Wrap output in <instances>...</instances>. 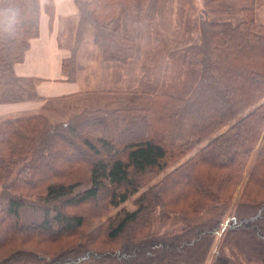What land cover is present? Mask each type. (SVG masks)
I'll return each instance as SVG.
<instances>
[{
    "label": "trees",
    "instance_id": "1",
    "mask_svg": "<svg viewBox=\"0 0 264 264\" xmlns=\"http://www.w3.org/2000/svg\"><path fill=\"white\" fill-rule=\"evenodd\" d=\"M72 1L79 22L94 30L93 44L103 62L141 58L138 37L122 33L120 0ZM220 2L203 3L202 28L211 30L207 46L183 49V61L202 65L207 60L208 84L222 90L218 103L226 107L231 99L232 106L218 119L210 115L203 128L193 117L192 99L153 93L145 107L115 110L98 137L95 125L101 122H56L47 104L61 97L39 96L37 79L14 71L39 36L41 0H0V103L43 102L22 119L0 120V168L13 174L0 192V264H203L221 233L212 264H264V146L249 171L236 216L222 224L216 213L162 236L144 233L142 225L149 199L174 215L218 211L264 135V27L253 19L235 25L207 22L208 7ZM153 3L144 18L153 17ZM43 5L51 23L53 1L43 0ZM75 50L61 63L66 82L75 80ZM203 105L198 115L206 111ZM181 148L195 149V157L147 188L139 198L145 204L119 210L103 226L101 239L86 234L88 222L103 215L106 203L112 208L125 203L147 184V176L163 171L174 154L185 153ZM83 204L90 206L76 214L73 210ZM72 238L76 241L69 243Z\"/></svg>",
    "mask_w": 264,
    "mask_h": 264
},
{
    "label": "rangeland",
    "instance_id": "2",
    "mask_svg": "<svg viewBox=\"0 0 264 264\" xmlns=\"http://www.w3.org/2000/svg\"><path fill=\"white\" fill-rule=\"evenodd\" d=\"M120 1L123 7V16L121 19L123 23L122 33L124 36L130 38L138 37L141 58L130 61L127 64L105 63L101 60L98 49L93 44L94 30L90 26L82 25V22L80 23L78 20V16L76 23L75 21H65L64 32L60 34V45L62 47L69 46V57L71 56L72 49L74 47L76 48L74 57L77 68L75 80L71 82L78 81L80 84L77 92L58 96L62 100L47 104L48 108L55 114L53 119L56 122H60V124L61 122L70 123L74 119L81 118L89 119L92 122H101L98 126L95 125L96 131L94 133L100 137L102 135L104 136L105 128L103 126L105 125L106 119L108 117L110 118V115L115 110L134 106L145 107L149 102V94L160 93L175 95L185 100L192 99L191 109L193 117L198 121L197 125H202L201 127L207 128L209 125H207L206 119L210 115H212L210 120L219 118L220 114L225 113L226 109L232 106V101L231 99L228 100L229 104L226 107L224 105L221 107V103H218L217 97H220L219 93L222 90H217V88L215 89L211 85L210 88L208 84L210 81L208 77L210 66L207 60L202 65L194 61L186 64L183 61V49L200 44L207 46V32L211 30H203L201 17V12L204 8L203 3L206 0H154V11L151 19L148 17L144 18L143 12L150 7L152 0ZM245 10L250 11L251 16H248L249 13L246 15L243 12ZM204 18L212 24L227 22L234 25L240 21L245 22L248 19H253L254 24L264 27V0H221L220 4H211L208 7ZM161 37L165 39L163 40ZM62 61L63 59L61 63ZM203 66H205V69ZM217 76L219 75L215 73V81L218 80ZM34 78L37 79L36 87L38 84L44 82L40 78ZM61 79H63V76ZM208 96H212V99L209 100ZM31 102L43 103L41 101ZM204 103L207 106L205 107V114L203 110L198 115L197 112ZM36 110L3 115L0 116V120L14 117H20L22 119L24 118L23 113ZM202 117L204 118L203 122L199 121ZM127 126L130 127V124H127ZM226 128L227 125L222 127L218 133L223 132ZM120 129L122 130L123 128ZM128 132L126 129L123 136L125 137ZM263 146L264 135L262 133L257 139L252 155L239 181L236 183L232 194L229 199L224 201V205L218 211L201 212L198 216L174 215L168 213V211H162L157 204H154L149 199V201L146 200L147 208L143 212L146 219L142 223V225L146 226L143 229L144 233L161 236L163 234L169 235L170 233L180 232V230L189 224H196L208 218L210 219L212 216L216 217L217 214L219 216L221 214L222 224L226 219L236 216L238 208L241 206L240 200L249 171L255 162L257 153ZM181 149L184 151L186 148ZM194 150L187 151L186 149L185 153L183 152L178 157H173L176 155L174 154L172 158L167 160V166L163 171L147 176L146 178L149 179L147 184L143 185L139 191L134 193L119 207L112 208L106 203L103 215L97 221L91 220V222H88L89 226L87 227L88 231L86 234L92 233L101 239L105 235V229L103 227L105 223L107 224L111 218L115 217L117 212L122 208L133 210L139 204H145L146 202L144 201L139 202V198L147 191V188H152L160 180H163L174 168L184 164L189 158L195 157L196 153ZM12 176L13 174L10 171L0 168V192L2 184L7 183ZM88 206L90 205L83 204L79 205L75 210H70H73L76 214H84ZM245 213L247 212L245 211ZM254 213L256 211H253ZM88 218L86 216L87 221ZM140 225V223H136L134 227L140 229L142 226ZM97 226L98 228L101 226V228L99 231H94V228ZM219 235H216L212 250L203 264H212L216 246L221 242L223 233H221V236ZM75 241L76 238H72L69 243Z\"/></svg>",
    "mask_w": 264,
    "mask_h": 264
},
{
    "label": "crops",
    "instance_id": "3",
    "mask_svg": "<svg viewBox=\"0 0 264 264\" xmlns=\"http://www.w3.org/2000/svg\"><path fill=\"white\" fill-rule=\"evenodd\" d=\"M54 15L51 19L45 11L41 0L39 19V36L30 41V47L24 60L14 66L16 75L20 77H36L44 82L36 87L41 97H58L77 92L80 82H66L62 78L60 63L68 58L70 50L60 45V34L64 32V22L77 21V8L72 0H52ZM66 27V26H65ZM161 39H165L162 38ZM169 41V40H168ZM41 103L23 102L18 104H0V116L16 114L22 111L36 110Z\"/></svg>",
    "mask_w": 264,
    "mask_h": 264
}]
</instances>
